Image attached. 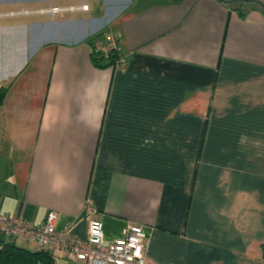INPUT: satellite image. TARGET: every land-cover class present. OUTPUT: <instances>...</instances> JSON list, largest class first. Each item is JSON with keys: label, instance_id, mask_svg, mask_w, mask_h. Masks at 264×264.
Returning a JSON list of instances; mask_svg holds the SVG:
<instances>
[{"label": "crops", "instance_id": "crops-1", "mask_svg": "<svg viewBox=\"0 0 264 264\" xmlns=\"http://www.w3.org/2000/svg\"><path fill=\"white\" fill-rule=\"evenodd\" d=\"M58 1L87 8L0 56V213L138 224L145 264H264V0ZM107 34L123 70L91 62Z\"/></svg>", "mask_w": 264, "mask_h": 264}, {"label": "built area", "instance_id": "built-area-1", "mask_svg": "<svg viewBox=\"0 0 264 264\" xmlns=\"http://www.w3.org/2000/svg\"><path fill=\"white\" fill-rule=\"evenodd\" d=\"M80 8L87 7L83 4ZM92 51L97 55L114 52L112 67L124 69V55L114 35H105L101 42L93 45ZM84 209L86 215L93 212L88 201ZM55 220L56 214L51 210L44 214L41 224L32 223L21 215L7 216L0 213V237L23 246L33 245L35 250L61 254L65 259L81 264H145L146 234L138 224L126 223L119 237L105 241L102 223L97 219H87L84 238L72 234L68 225L56 228Z\"/></svg>", "mask_w": 264, "mask_h": 264}, {"label": "rangeland", "instance_id": "rangeland-1", "mask_svg": "<svg viewBox=\"0 0 264 264\" xmlns=\"http://www.w3.org/2000/svg\"><path fill=\"white\" fill-rule=\"evenodd\" d=\"M86 1V0H85ZM69 4L61 6L58 0H0V56L7 55L8 52L13 49H18L23 45V35L24 32L21 30L25 29V26L30 22H40L44 21V18L47 19H57L53 9H61L69 7H81L82 3L72 4L73 2L67 1ZM59 11V10H58ZM53 12V13H50ZM15 26V27H14ZM29 27V26H28ZM36 31V32H35ZM28 32V42L35 41L36 39H45L46 35L54 33V29L50 26L40 29H34L33 34L31 35ZM46 34V35H45ZM24 51L18 55L19 63L23 59L30 57L29 44L28 48L24 44ZM91 51V50H90ZM14 69L12 67L10 70ZM1 86V85H0ZM16 245H19L18 242ZM29 250H33L32 246L26 247Z\"/></svg>", "mask_w": 264, "mask_h": 264}, {"label": "trees", "instance_id": "trees-1", "mask_svg": "<svg viewBox=\"0 0 264 264\" xmlns=\"http://www.w3.org/2000/svg\"><path fill=\"white\" fill-rule=\"evenodd\" d=\"M97 33L96 36H101ZM93 45L91 46V48ZM115 53L108 51L105 55H97L90 51L91 62L97 67L112 66ZM6 87L0 86V105L6 93ZM261 256L264 259V243L260 244ZM52 255L41 250H29L25 246L0 237V264H52Z\"/></svg>", "mask_w": 264, "mask_h": 264}, {"label": "bare ground", "instance_id": "bare-ground-1", "mask_svg": "<svg viewBox=\"0 0 264 264\" xmlns=\"http://www.w3.org/2000/svg\"><path fill=\"white\" fill-rule=\"evenodd\" d=\"M82 5H83V4H82ZM82 5H81V6H82ZM66 9H67V8H65V10H66ZM58 10L61 11L62 8H61V9H58V8L56 9V8H55V9H53V12L55 13V12H57ZM70 10H72V8H70Z\"/></svg>", "mask_w": 264, "mask_h": 264}]
</instances>
